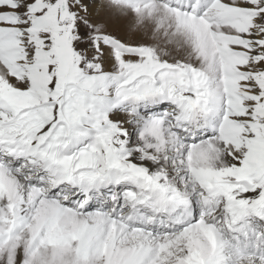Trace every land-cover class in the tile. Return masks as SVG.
Returning a JSON list of instances; mask_svg holds the SVG:
<instances>
[{
	"label": "bare ground",
	"instance_id": "1",
	"mask_svg": "<svg viewBox=\"0 0 264 264\" xmlns=\"http://www.w3.org/2000/svg\"><path fill=\"white\" fill-rule=\"evenodd\" d=\"M80 2L87 19L111 34L95 45L108 72L144 47H167L171 57L203 69L184 83L161 73L129 87L134 76L160 68L122 82L114 75L124 74L115 72L102 99L79 86L89 94L90 120L105 110L108 125L78 139L59 129L53 140H61L51 145L56 108L39 105L48 90L47 59L21 44L35 21L10 20L0 6V150L10 157L0 156V233L9 232L11 254L23 258L26 235L43 248L32 264H264L239 250L264 239V0ZM182 40H193L192 49ZM151 82L163 98L138 92ZM21 84L31 93L18 96L36 105L28 112L16 107L10 90ZM163 99L168 107L157 116ZM49 116L53 123L42 135L47 124L39 121ZM201 124L203 138L194 131ZM84 139L90 150L70 163L66 155ZM21 157L30 161L26 179L9 165Z\"/></svg>",
	"mask_w": 264,
	"mask_h": 264
},
{
	"label": "rangeland",
	"instance_id": "2",
	"mask_svg": "<svg viewBox=\"0 0 264 264\" xmlns=\"http://www.w3.org/2000/svg\"><path fill=\"white\" fill-rule=\"evenodd\" d=\"M11 1H13V3ZM0 3L1 8H4L2 12L8 13L10 20L13 17L18 19L33 18L35 21L33 24L36 25V28L33 30V33L25 36L22 35L21 37L23 40L21 44L24 45V48L27 50H29L30 46L34 48L33 52L30 50V55L32 54L35 56V54L40 51L41 54H43V57L47 59L45 60V63H47V67L49 68V74L47 73L46 79L48 83V90L43 98L44 100L40 101L39 105H50L56 108L54 125L52 126L54 129L49 131L51 133V145H55L59 140H61L59 138L58 140H53V138H55L58 133L57 130L59 129L63 130L68 138L78 139L82 138V136L88 132L98 131L102 126L108 125V120L104 117V115H107L105 110H103L104 115L96 122H92L90 120L93 114L87 107V103L90 101L89 94L85 96L81 95L79 93V86L83 91L92 95H98L99 98L102 99L105 97V95H107L105 89L108 87V84L116 83V79L114 77H120L118 82H122L125 80V78H132L134 75L144 72L156 71L158 68H160L155 73L151 72V74H147L146 76H134L135 78L127 81L125 86L129 87L143 77H156L157 74L161 73L168 78H170L169 76H179L181 77L180 81L184 83L186 79L188 80V77L195 76L196 74L200 75V68L203 69L200 67V64H197L192 59L184 58L182 56L171 57L170 50H168V53L166 51L167 47H160L157 50V47H151L147 49L144 47L141 48V51L143 52L142 55L133 58L134 60L129 59V61H125V54L122 56L124 60L118 59V62H114L113 68H111V71L108 72L107 70L100 67L101 54L96 51L97 47H95V45L99 39H102L101 41H103L107 39L106 36L111 34L108 33L106 29L102 28L101 25L93 24L87 19V15L80 9V0H0ZM183 11L188 12L189 7L183 9ZM24 12H27L29 16H24ZM197 17L201 18L202 15H198ZM15 22H19V20L16 19ZM30 29H33V26H31ZM178 32L171 33H176L175 35H171V37H176L177 34H179ZM210 33L214 36L212 32ZM34 35L40 36V40L30 38ZM210 38L213 41V45L219 43L220 41L218 39H213L212 37ZM18 39L21 41V38ZM117 40L123 42L121 39ZM182 41L186 46L191 47L192 49L193 42L191 41L193 40ZM124 43L133 47L130 43L125 41ZM218 55H220V53ZM218 57L221 60H225L222 56ZM228 57L230 56L228 55ZM115 72L123 73L124 76L121 77L114 75V77H111V74ZM10 75L12 77H18L16 73H13V71L10 72ZM11 87L13 86H10V90H12L16 107H19L21 111L28 112L30 108L32 109L34 106H36L30 103L24 104L25 102H23L18 96H28L31 93L28 86L21 84V87L18 88L19 91H15V89H11ZM202 87H204V85H202ZM138 89H136L135 92H137ZM9 91H5V94H7ZM115 91L116 87L114 88V92ZM144 91L145 93L150 92L152 94H156V91L157 95L160 97H162L161 95L164 93L159 84H155V82H151L150 84L148 83L145 86L140 87L138 92L143 93ZM0 92L2 93L4 90ZM164 100L165 99H163V102H161L162 107L159 111H157V116L165 113L166 108L168 107L167 101ZM156 120L158 119L156 118ZM39 123L47 124L45 128L40 129L41 134L43 135L42 132L47 133L46 131H48L43 130L48 129L52 125L53 118H50L49 116L47 117V120H44L43 122L39 121ZM209 129L212 130L211 128ZM197 133L200 134V132ZM203 137L204 134L202 138ZM45 140V142H49V139ZM84 142H86L85 139L83 142L77 143L73 153L66 155L70 158V163L75 161V155L88 152L90 150L88 143ZM0 156H4L2 162L7 161V158H10L8 154H2V150H0ZM11 162L12 163H9V165L12 166V169L19 171L22 170L20 176L26 179L28 174H24V171L26 170L27 163L29 164L30 161L26 157H21L19 159L15 158V160ZM31 166L35 167L36 164ZM40 181H35L37 187L42 185V181ZM112 193H114V196H120L116 191ZM71 198L72 196L70 199ZM79 200H81V198ZM216 205L218 204L216 203ZM104 209L105 208H103V210ZM172 225L174 226L175 224ZM9 231L11 230L9 229ZM8 236V231H1L0 264H32L30 259L32 257L34 259V256L37 255H35V253H37L39 249H43L41 248L42 246L36 241H32L29 236H20V240L24 245H26V249H24L23 258L21 260L16 259L13 256L14 254H11L13 246L9 247L7 245L8 243L12 242V240L6 239ZM57 263L58 262L56 260L54 263L46 264ZM60 264H80V262H78L76 259H72L69 260V262L62 261Z\"/></svg>",
	"mask_w": 264,
	"mask_h": 264
}]
</instances>
